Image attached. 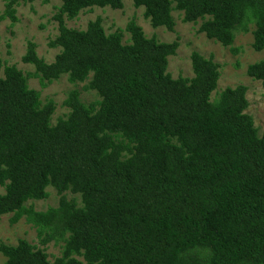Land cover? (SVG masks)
I'll list each match as a JSON object with an SVG mask.
<instances>
[{"label":"trees","instance_id":"obj_1","mask_svg":"<svg viewBox=\"0 0 264 264\" xmlns=\"http://www.w3.org/2000/svg\"><path fill=\"white\" fill-rule=\"evenodd\" d=\"M33 1L5 0L0 23H14L16 6ZM60 1L54 60L29 41L21 61L33 73L0 61V217L24 218L42 245L62 248L50 261L25 239L1 243L3 264H264V132L246 112V86L217 92L219 64L197 51L192 76L171 77L178 41L147 38L134 20L111 33L100 17L82 30L65 24L123 0ZM131 1L154 28L174 31L178 11L233 53L236 34L253 25L252 47L264 50V0ZM246 74L264 89V61ZM62 75L99 99L86 104L69 91L68 113L52 124L55 102H42L28 79L44 88ZM48 187L57 206L27 205L47 198Z\"/></svg>","mask_w":264,"mask_h":264},{"label":"rangeland","instance_id":"obj_2","mask_svg":"<svg viewBox=\"0 0 264 264\" xmlns=\"http://www.w3.org/2000/svg\"><path fill=\"white\" fill-rule=\"evenodd\" d=\"M60 0H49L43 3L41 0H34L31 3H21L16 6L17 20L12 23L9 18H5L0 23V61L4 65H14L24 74H31L34 68L30 64L21 61V57L26 51L29 41L36 45L37 55L50 63L54 60L59 48L50 47L49 41L57 35V22L53 19ZM5 0H0V12L4 9ZM175 20L174 31L170 32L164 27L154 28L148 19L143 15V7H135L131 0H123L120 9H112L108 6L103 8L93 7L79 13L74 19L65 18L67 27L74 29H85L89 21L100 17L103 29L106 33H111L116 29L123 30L130 20H134L142 29L147 38L154 36L160 42L178 41V48L174 55L168 57L167 72L173 78L178 76L191 77L190 54L197 51L203 56L213 55L214 61L219 64L220 76L217 89L219 92L226 87H234L239 84L246 86V98L248 100L247 113L253 118L259 135L264 132V89L259 80H254L247 76L246 67L257 61H264V50L255 51L252 47L253 25L249 26L246 33L238 32L231 47L236 49L232 52L230 47H224L213 39H209L204 33H198V24L182 21V13L173 11ZM129 34L124 32L123 41L126 42ZM29 87L39 91L40 99L45 102L52 99L55 102V110L51 116V123L54 124L58 118H63L69 109L64 106L69 91L76 89L82 102L90 103L98 100L95 91L86 88V82L70 83L67 75L60 76L46 87L42 88L37 78L28 79ZM4 189L0 187V193ZM48 196L43 200L28 201L37 211H44L48 207H55L58 204L60 195L51 187L47 188ZM67 199H73L80 206V198L77 194L65 193ZM11 214L0 217V244L14 245L18 239H25L32 245L44 249L48 259L53 261L61 252L62 242H49L42 245L36 235L33 225L21 218L15 224H11L9 219ZM5 258L0 253V264Z\"/></svg>","mask_w":264,"mask_h":264}]
</instances>
